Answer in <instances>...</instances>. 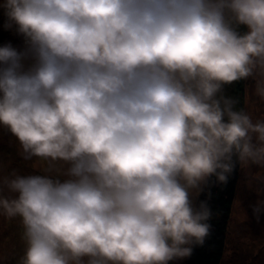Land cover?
Returning <instances> with one entry per match:
<instances>
[{"label":"clouds","instance_id":"1","mask_svg":"<svg viewBox=\"0 0 264 264\" xmlns=\"http://www.w3.org/2000/svg\"><path fill=\"white\" fill-rule=\"evenodd\" d=\"M0 9L24 45H0V127L40 168L0 175V216L23 228L18 264L190 257L212 216L192 195L212 176L226 184L237 164L264 170V117L224 92L251 79L264 103V0Z\"/></svg>","mask_w":264,"mask_h":264},{"label":"rangeland","instance_id":"2","mask_svg":"<svg viewBox=\"0 0 264 264\" xmlns=\"http://www.w3.org/2000/svg\"><path fill=\"white\" fill-rule=\"evenodd\" d=\"M0 3H3V0H0ZM5 21L3 9H0V45L11 42L13 46L22 49L23 38L16 34L14 28L6 30ZM239 82H235L232 86L227 85V93L231 88L235 90ZM243 84L245 90L243 97H240V104L244 103L243 108L253 116V119L264 117V103L251 95L253 81L244 80ZM18 150L19 144L16 138L0 127V164L3 165L0 175H7L13 169L21 174L40 171L35 158L33 161H24ZM257 173L260 174V179L256 178ZM237 178L221 264H264V209L258 216L253 212L257 202L264 201V170L255 166L250 169L240 168ZM201 192L192 195L194 204ZM22 232L19 218L8 220L0 216V264H5L4 262L9 260L14 262L24 255L25 243L22 240ZM185 263L186 258L169 262V264Z\"/></svg>","mask_w":264,"mask_h":264},{"label":"trees","instance_id":"3","mask_svg":"<svg viewBox=\"0 0 264 264\" xmlns=\"http://www.w3.org/2000/svg\"><path fill=\"white\" fill-rule=\"evenodd\" d=\"M242 30L244 29L242 28ZM234 83L230 86L234 85ZM243 83L244 80H241L235 86V90H232V88L228 90L230 97L235 96L234 99L239 101L236 105L237 109L243 108L244 104L243 102L240 104V97H243L245 90ZM227 89V86H225L224 92L228 96ZM240 168V165L237 164L226 184L218 182L216 177L212 176L203 185V190L197 197L194 206L199 207L200 202L205 201L210 207L212 213L211 219L208 221L211 224L210 234L205 238L202 246L193 247L192 255L186 258L185 264H221L222 255L225 251L228 221L231 216L232 199L235 195V184ZM19 261L20 259L14 262L9 260L4 263L18 264Z\"/></svg>","mask_w":264,"mask_h":264},{"label":"bare ground","instance_id":"4","mask_svg":"<svg viewBox=\"0 0 264 264\" xmlns=\"http://www.w3.org/2000/svg\"><path fill=\"white\" fill-rule=\"evenodd\" d=\"M242 30V29H241ZM243 31V30H242Z\"/></svg>","mask_w":264,"mask_h":264}]
</instances>
